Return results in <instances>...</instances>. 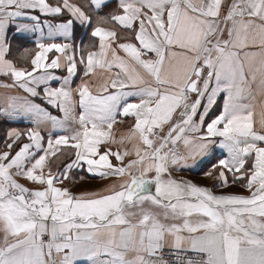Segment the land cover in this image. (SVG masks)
<instances>
[{
    "label": "snow or ice",
    "instance_id": "1",
    "mask_svg": "<svg viewBox=\"0 0 264 264\" xmlns=\"http://www.w3.org/2000/svg\"><path fill=\"white\" fill-rule=\"evenodd\" d=\"M112 3L0 0V264H264V0Z\"/></svg>",
    "mask_w": 264,
    "mask_h": 264
},
{
    "label": "crops",
    "instance_id": "2",
    "mask_svg": "<svg viewBox=\"0 0 264 264\" xmlns=\"http://www.w3.org/2000/svg\"><path fill=\"white\" fill-rule=\"evenodd\" d=\"M72 2H76V3H84V0H72ZM112 7H115V0H113V3H112ZM82 30L78 29L77 30V35L79 36L80 33H81ZM84 42L85 43H88L89 42V38L87 35L84 36ZM13 55L14 56H18L19 53L16 52L14 50L13 52ZM98 82V81H97ZM261 98H258V102ZM133 121L128 118L125 120L124 123L122 124H117L114 126V134L116 135L117 138H119L120 135L122 134H125L127 132V128L128 126L132 123ZM15 126V125H14ZM0 137H3L4 139V131L3 129H1V135ZM127 147H131V144H128L126 145ZM115 147V146H114ZM5 150L3 145H2V142L0 143V151H3ZM207 170V169H205ZM79 175H84V179L83 180H80L79 179ZM176 175H179V176H184V177H187L189 179H192L193 181L197 182L198 184H201L203 186H209L211 187L212 184L214 183V181L206 178L203 176L202 172L200 171H196V172H187V171H184V172H179V173H176ZM231 176H229V181L231 182ZM22 183H25L28 187L30 188H35V187H38V185H34L30 182H27L26 180H23L21 178V181ZM110 181L108 180H100L98 178H94L90 175H87L83 172L79 173V174H76L75 172L72 174V176L66 180L64 182V186H68L73 192H80V191H84V190H98V189H102L105 187V185H107ZM242 182H237L236 184H231L227 187V188H214L213 190L219 194L221 192H230V193H236V192H231V186L232 185H236V186H239L241 190V184ZM228 190V191H227ZM245 191V192H244ZM239 194H244V195H247V191L242 188V191H239L237 192Z\"/></svg>",
    "mask_w": 264,
    "mask_h": 264
},
{
    "label": "rangeland",
    "instance_id": "3",
    "mask_svg": "<svg viewBox=\"0 0 264 264\" xmlns=\"http://www.w3.org/2000/svg\"><path fill=\"white\" fill-rule=\"evenodd\" d=\"M239 189H240V187H239V186L232 185V186H231V190H230V191H231V192H233V191H234V192H236V193H237V192H239V191H242V187H241V190H239ZM227 191H228V190H227ZM244 192H245V191H244Z\"/></svg>",
    "mask_w": 264,
    "mask_h": 264
},
{
    "label": "trees",
    "instance_id": "4",
    "mask_svg": "<svg viewBox=\"0 0 264 264\" xmlns=\"http://www.w3.org/2000/svg\"><path fill=\"white\" fill-rule=\"evenodd\" d=\"M1 129L3 128H0V135H1ZM3 141V137H0V143Z\"/></svg>",
    "mask_w": 264,
    "mask_h": 264
}]
</instances>
